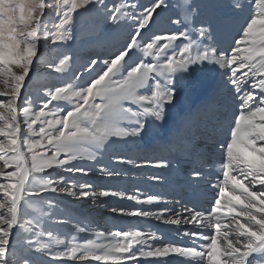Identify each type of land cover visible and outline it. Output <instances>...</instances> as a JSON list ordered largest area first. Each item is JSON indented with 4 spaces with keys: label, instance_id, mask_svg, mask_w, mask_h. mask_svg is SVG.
<instances>
[{
    "label": "snow or ice",
    "instance_id": "snow-or-ice-1",
    "mask_svg": "<svg viewBox=\"0 0 264 264\" xmlns=\"http://www.w3.org/2000/svg\"><path fill=\"white\" fill-rule=\"evenodd\" d=\"M90 3L91 0H53L52 3L47 0H0V81L5 86V90H0V97H6L0 100V137L3 138L0 141V194L4 199L0 202V264H13L9 258L10 238L15 228L23 227L21 214L31 205L26 197L49 191H66L55 186L50 173L46 180L38 174L69 165L67 170L70 172H84L74 162L93 158L83 154L85 146L99 148L111 137L141 134L146 124L137 121V127L129 130L121 127V121L141 114L161 119L163 106L171 104L176 95V75L205 62L218 64L224 69L223 74L229 77L226 83L233 86L231 90L241 100L240 111L234 116V127L230 129V140L220 145L225 154L223 179L211 213L205 217L195 209H186L191 213L185 218L186 223L203 227V221L207 219L208 226L214 229L211 237L202 231L185 233L194 238L210 239V243L200 246L206 250L175 245L153 249L145 245L143 232L128 230L114 233V239L107 243L85 241L56 252H52L49 244L37 242L35 252L48 250V254L56 259L94 260L102 264H124L125 261L139 264L138 257H168L170 254L187 258L195 264H264V0H248L250 13L241 28L240 37L235 40L230 53L221 55H216L215 50H212L213 55H209L195 42L179 51L173 49L167 55L172 48L171 42L187 38L186 32L153 34L145 40V33L157 23L156 17L168 6L166 0H150L146 5H135L141 11L134 32L107 56L91 59L85 65L87 77H77L84 80L83 85L57 86L54 91H49V99L42 101L30 122L24 121L29 136L38 138L22 136L18 101L38 57L40 41L50 40L55 45L68 39L74 13ZM230 6L234 11L244 9L240 0H232ZM122 7L114 8L111 13L113 19L121 13ZM177 7L184 10L187 21L192 11L190 2L185 0ZM48 8L55 10L54 31L48 29L45 21ZM136 15L133 12V16ZM170 22L176 24L180 21ZM210 31L211 24H202L198 35L203 38ZM140 40H145L144 55L155 56V63L135 56ZM67 63L68 57L64 56L52 67L59 73ZM144 89L148 91H142ZM63 100H68L71 106H51L53 101ZM126 105H137L142 113L133 112ZM23 111L28 113V109ZM37 122L41 125L38 130L33 127ZM194 175L199 176L200 173L195 172ZM36 181H40L39 188L34 186ZM86 187L90 186L81 185L82 189ZM68 194L75 196L76 192L68 190ZM80 195L85 198L89 195L108 197L115 193L82 191ZM151 202L149 199L148 203ZM222 208L224 214L220 215ZM129 214L150 215L147 211H131ZM28 223L31 224L30 221ZM164 223L178 225L180 220H165ZM117 237H122V240L115 239ZM58 243L63 245L65 241ZM134 245L141 247L137 249ZM37 258L29 253L23 258V264H35ZM156 264H170V261H157Z\"/></svg>",
    "mask_w": 264,
    "mask_h": 264
},
{
    "label": "rangeland",
    "instance_id": "rangeland-1",
    "mask_svg": "<svg viewBox=\"0 0 264 264\" xmlns=\"http://www.w3.org/2000/svg\"><path fill=\"white\" fill-rule=\"evenodd\" d=\"M52 2L53 0L49 3ZM149 2L150 0H91L90 4L77 9L74 13V23L68 28V39L60 41L55 45H53L50 40L48 42H45L44 40L40 41L39 49H41L42 52L39 51L38 57L34 60L29 78H26V87L22 89V96L18 101L21 108L19 120L22 128V136L29 139L38 138L29 136L27 124L23 123L22 119H27L30 122L34 113L40 109L42 101L49 99L47 95L48 92L54 91L57 86L64 87L69 84L73 86L77 81L78 83L76 86L81 85L82 82L81 80H78L77 77L87 76V73L85 72V65L87 63H84V60H88L89 63L91 59L105 57L108 55V52L113 51L122 45L128 38L129 34L134 32L136 27V20L141 8H136L135 5L143 6ZM188 2H190L192 6V11L188 16L187 21H185L184 10L177 7L178 3L182 5L185 3V0H166V5L168 6L165 7L160 15L156 17L157 23L152 25L151 29L145 33V40L148 37H152L153 34L167 35L173 32L183 31L187 33V38L171 42L172 48L168 50L167 55H170L173 49L179 51L180 48L190 42H195L200 50L208 51L209 48L214 45L210 43L209 39L217 41L219 44H217V46H220L222 49L224 46L232 44L227 49L230 53L231 48L235 47V40L240 37L242 26L245 25V22L249 17L250 9L248 0H240V3L244 4L243 11H234L230 6L232 0H188ZM121 6H123L121 13H117L116 18L113 19L111 13L114 12V8ZM133 12L137 15L133 16ZM177 13H179V15H177ZM55 20V10L53 8H50L49 11L46 10L45 21L50 31L55 30ZM170 20H179L180 22L172 24ZM211 22L221 24L220 26L224 29H228L231 25L235 28L223 32L221 27H219L221 29H218L216 26H211L212 32L210 33L209 38H201L197 34L201 25L203 24L206 26ZM129 23H132L133 25L131 24L128 26ZM145 40L139 41L140 47L135 49L134 54L140 59L145 60V62L155 63L157 59L155 56H146L143 53ZM201 40L203 41L202 43H200ZM157 43L161 44L163 42ZM47 48L56 50L59 53L52 51L54 54L59 55L54 64H58L60 58H63L64 56L68 57V63L62 68V71L59 74H61L62 77H65L66 73L69 71V82L60 84L55 83L54 79H47L51 75L42 71V68L49 67L44 64L45 55L49 54L46 51ZM98 48H100L99 52L97 51ZM208 52L210 55L211 52ZM161 62L163 61L161 60ZM210 66L211 62H205L204 64L197 63L194 66H190L188 72L183 74L178 73L175 77V80L177 81L175 96H179L181 99H189L191 97V90L203 89L209 86L210 83L224 86L230 84L226 83L229 80V77L223 74L224 69H221L218 64H215L213 74H209ZM34 84H36V86H34ZM0 90H5L3 81H0ZM144 90L148 91V89ZM32 91H35V93H32ZM210 94H213L212 91ZM5 99L6 97H0V100ZM213 103L215 104L213 109L215 113L211 115V117L206 119L203 117V113L202 118L204 120H200V118L195 116L193 119H188L189 124L185 122L180 126L181 128L188 126L183 131L182 139H180L179 136L177 137L176 133L174 134V130H171L165 141H163V138L154 137L157 135L155 132L159 129L157 122L160 119L144 115H141L138 118L132 117L130 119L132 121L131 127L126 126L129 119L122 120L121 126L129 130L135 129L134 126L137 127V121H139L140 124H146L145 129L149 131L148 137L154 138H149L148 140L145 139L142 144L138 145L136 143H131L136 136L122 137L125 142H119L120 137H111L104 144V150L106 154L110 156L108 161L102 162L99 158L94 160L80 159L75 161V166L82 167L85 170L84 172L68 171L67 168L71 165L49 169L48 171L52 172L53 176L56 175L57 187L64 188L66 191L75 187L77 188V194L71 196L65 194L66 191L56 193L49 191L41 193L42 196H39L40 200H34V198L38 197L35 195L26 197L27 200L31 201V205L21 214V224L23 227H17L13 230V235L10 238L11 250L9 252V258L17 260L20 264H23V258L29 255V253H32L34 256L38 257L35 264L51 262L52 259L50 258L51 255L48 254V250H44L42 253L35 252V249L38 246L37 242L49 244L51 249H54L55 252L60 251L58 247L61 245H58V241L61 240L60 233L62 232V226L56 224L53 229L44 227L41 234H39L37 241L29 239L26 235L27 230L25 229L33 227L32 230L36 232L37 226L50 224L57 218V216L67 221L64 226L68 231L65 236L66 241L65 244H63L64 247L68 245L74 246L75 244H82L85 241L97 242L96 240H93L95 237L92 233V225L93 228H99V222H97V219L101 221L102 230L104 231L108 227L107 221L111 222L112 226H121L122 223L119 222L121 211L119 210L122 207V199L119 197L113 198L111 205L112 209H106V204H104V202L106 203V198L101 199L98 195L95 197L89 195L85 198L81 196L80 193L82 191L88 193L109 191L110 193L122 194V192H120L122 190L135 188L136 191L142 190L145 192L146 198H153L152 193L149 191L151 176L155 171H160L166 166L164 162L159 161L160 156L167 155L169 152H174L179 148L183 150L187 147L185 149V151H187L198 146L199 143L196 144L194 141L198 136L201 137V143L203 144H206V141L209 139H216L218 141L216 144L217 146L230 140V129L234 127V116L239 113V103L228 100L227 98H216ZM57 104L65 107L71 106L68 100L59 102L53 101L51 106ZM126 106L130 107L132 110L136 109L135 111L142 110L138 107L136 108L135 105ZM163 107L164 111L162 115L167 118H172L175 116L180 104L178 101H173L171 104L164 105ZM23 109H28V113L25 114ZM228 115L232 118L230 123L227 124L226 120L224 122L220 121L222 117L226 118ZM50 118L51 117H48V119ZM220 124L223 126V130L219 129ZM40 126L39 122L33 125L37 130ZM143 136L144 134H140L137 137L140 138ZM2 140L3 138L0 137V141ZM144 145L146 146L143 148ZM202 147V150L205 151L199 152L198 155L191 157L190 161L198 159L204 160V152L208 153L211 149L206 146ZM25 152L27 154L26 149ZM133 153L137 155L139 154L138 158L142 159L144 162L147 159H150L151 155H154V158L156 157V159L154 162H145L146 164L151 165L150 169L146 170L143 168L141 170H136L138 165L135 163L132 156ZM215 154L221 156L220 159L217 160L218 163L215 164L211 170H205L200 174L201 178L198 183L200 185V196L204 193V187L208 183H212L216 178L223 176L222 165L224 161L223 157L225 156L224 151L221 149L219 153ZM121 158L123 159V162L121 161ZM7 171H11V169H7ZM38 175L43 176L45 180L47 179V174L45 175L42 173ZM81 185H89L90 187L82 189ZM34 186L39 188L40 181H36ZM217 192L219 193V190ZM127 194H130V197H133L131 193ZM91 200L97 201L98 206L88 203V201ZM0 202H4L2 194H0ZM103 204L105 206H103ZM76 209L81 210V214L78 216L77 220L72 218V214ZM114 209H116V211H114ZM158 209L159 208L156 204L153 203H148L147 205H145V203L142 204V210L149 212L150 215L154 214ZM108 212L112 213L110 219L107 217ZM80 220L86 226L83 238H78L76 236L77 230L80 228ZM29 221L31 224L28 223ZM143 230L146 231L145 228ZM46 231H50L51 235H45ZM160 231L161 229L157 227L155 234L159 235L161 233ZM144 234L147 238V233L144 232ZM14 250L16 252H13ZM44 258H46V261H43ZM59 264H73V262L62 261L59 262Z\"/></svg>",
    "mask_w": 264,
    "mask_h": 264
},
{
    "label": "bare ground",
    "instance_id": "bare-ground-1",
    "mask_svg": "<svg viewBox=\"0 0 264 264\" xmlns=\"http://www.w3.org/2000/svg\"><path fill=\"white\" fill-rule=\"evenodd\" d=\"M50 1L51 0H47L48 3ZM49 9L50 8L46 10L49 11ZM131 24L129 23L128 26H130ZM210 24H212L211 26L213 27L215 26L218 27V29L222 28L220 26L221 24H218V23L215 24L213 22H211ZM231 28L234 29L235 27L231 25L230 27H228V29L222 28L221 30H223V32H227ZM211 32H212V29L210 33ZM210 33L205 37L209 38ZM116 36H119V35H116ZM209 41L210 43L214 44L208 50L211 52L210 55H213L212 50H215L216 55H221L225 52H228L227 49L232 45V44L226 45L222 49L220 46H217L218 44L217 41L213 39H209ZM39 51L42 52L41 49H39ZM46 51L49 54L45 55L44 64L49 67L42 68V71L45 72L46 74L51 75L47 79H54L55 83H60V84L69 82L70 81L69 71L68 73H66L65 77H62L61 74H59L60 72L59 73L55 72L52 67V65L55 63V61L59 57V55L54 54L52 51H54L55 53H58V52L56 50H51L48 48L46 49ZM97 51L99 52L100 48H98ZM110 52H108V54ZM213 58L215 59V57ZM84 63H88V60H84ZM214 65L215 64L211 62L209 74H213ZM86 77L87 76L85 75V78ZM81 82H82L81 85H83L84 80H81ZM77 83L78 81L73 86H76ZM34 86H36V84H34ZM231 89H233V86L231 84L224 86L220 84L210 83L209 86L203 89L191 90L190 91L191 97L189 99H181L179 96H175L173 101H178L180 104V107L177 109L175 116L172 118H169V117L167 118L162 115V118L157 122L159 129L155 132L157 133V135L154 137L163 138L162 140L165 141L167 135L170 134V131L174 130V134L176 133L177 137L179 136V138L182 139L183 131L188 126H186L185 128L184 127L181 128L180 126H182L185 122L189 124L188 119L189 120L193 119L195 116L200 118V120H204L202 118L203 113H204L203 117H205L206 119L211 117V115L215 113L213 111L214 105H215L213 102L216 100V98L218 99L227 98L228 100L238 102L240 105L241 100L238 98V94L235 91H232ZM211 91L213 93L212 95L210 94ZM32 93H35V91H32ZM135 107L137 108L138 106L135 105ZM135 110L136 109H133L132 111L142 113V110H139V111H135ZM239 111H240V108H239ZM231 119L232 118L229 117L228 115L226 116V118L222 117L220 121L224 122L226 120V123L228 124L231 122ZM25 120L26 119H22V122L24 123ZM131 124H132V121L129 119L126 126L131 127ZM121 127L124 128L123 126ZM134 127L136 128V126ZM219 129L223 130V126H221V124H220ZM141 134H144V136L138 138L137 136H139L140 134L136 135V138H134L131 143L132 144L136 143L140 145L145 141V139L148 140L149 138H152V139L154 138V137H148L149 131L146 129H144ZM194 141L196 142V144L199 143L198 145L199 147L195 146L194 148L189 149L187 151H185L187 147L183 150L179 148L178 150L174 152H169L167 155H162L159 157V161L164 162L166 166L164 169L160 171H155L151 176L152 177L151 185L149 188V191L153 195V198H151L152 200L151 203L156 204V206L159 208L154 214L149 215V216H132L129 214L131 211H143L142 204L144 203L145 205L148 204L149 199L146 198V193L143 192L142 190L136 191L135 188H128L127 190L120 191L122 192V194L117 193L115 195H110L108 197H100L101 199L106 198L105 200L106 203L104 202V204H106V207H105L106 209H112L111 205H112L113 198L119 197L120 199H122L121 209H123L124 211L121 212L119 216V222H121L122 225L119 227H117L116 225L112 226V223L107 221L108 227L104 231L102 230L101 221L97 219V222H99V228H93V225H92V233L95 237L93 240H96L97 242H100V243H107L109 240L114 239L113 234L116 232L138 229V231L147 233L148 237L147 238L144 237L145 245L152 246L153 249L156 247H163L166 245H175V246H182V247H195L198 250H206V249H202L200 246L210 243V239L205 240L203 238H194L192 235L190 234L186 235L185 233L202 231L205 236L211 237V235L214 234V229L208 226L207 219L203 221V225H204L203 227L195 223L193 224L186 223L185 218L190 217L191 215V213L186 211V209H195L196 211H199L202 214H204L205 217L211 213V208L212 206H214L215 199L218 198L217 191L219 190V186L221 185L223 176L216 178L215 180H213L212 183H208L204 187V190H205L204 193L202 194V196H200L199 194L200 185L198 183H199V179L201 178V176L200 175L195 176L194 173L199 172L201 174L205 170H211L213 166L218 163L217 160L220 159L221 157L220 155L215 154V153L220 152L221 147L216 145L218 143L216 139H212V140L209 139L208 141H206V144H203L201 143V137L198 136L197 138H195ZM119 142H125V141L123 140L122 137H120ZM160 145H164V144H160ZM145 146L146 145H144L143 148ZM202 146H206L211 149V151H209L208 153L204 152L203 154L204 160L198 159V160L190 161L191 157L198 155L199 152L205 151V150H202L203 149ZM82 152L86 156L91 155L93 157L92 160L99 158L100 161L106 162L110 159V156H108L104 150V145L99 148L85 146V148L82 149ZM132 156L135 160V163L138 165L136 170H141L143 168L146 170L150 169L151 165L146 164L145 162H154L156 159V157L154 158V155H151L150 159H147L144 162L142 159L138 158L139 154L137 155L133 153ZM223 160H224V157H223ZM121 161L123 162L122 158H121ZM48 173H51L52 180L56 182V186H57L56 175L53 176L52 172H49L48 170H47V173H44V174L46 175ZM71 191H74L77 194V188L72 187ZM127 193H131L133 195V199H127L130 197V194H127ZM65 194H68V191H66ZM40 195L42 196V194ZM39 196L34 198V200H40ZM225 199H227V197H225ZM88 203L94 206H98V203L95 200L88 201ZM104 204L103 206H105ZM80 214H81V210L76 209L75 212H73L72 214V218L77 220ZM223 214H224V211L222 208V212L220 213V215H223ZM111 216H112V213L108 212V216H107L108 219H110ZM157 217H159L160 219H157ZM165 220H169V221L170 220H180V224L178 225L171 224V223L166 224L164 223ZM66 222L67 221H65V219H61L59 216H57V218L54 221H52L50 224L37 226L36 232L32 230L33 227L30 228L31 230L30 231L27 230L26 235L28 236L29 239H34L35 241H37L38 240L37 238L39 234H41V232L43 231L44 227L53 229L55 228L57 224V225L62 226V229H61L62 232L60 233L61 240L66 241L65 236L68 233L67 229L64 228ZM80 223H81L80 228H78L76 236L78 238H83L86 226L83 222H81V220H80ZM157 227L161 229L160 231L161 233L159 235L155 234V230L157 229ZM81 228L84 230L80 231L79 229ZM144 228L146 229V231L143 230ZM222 231L226 232L228 230L223 229ZM49 233L50 231H46L45 235ZM115 239L122 240V237H117ZM58 245H61V244L58 243ZM71 246L72 245H68L64 247L63 245H61L60 247H58V249L65 250L66 248L71 247ZM147 246L144 247L145 251L148 250ZM134 247L139 249L141 245H134ZM51 250L52 252H55L54 249H51ZM13 252H16V251L14 250ZM80 254L82 253H78V255ZM50 258L52 259L51 262H48V263L44 262V263L45 264H59V262H62V261H69V262H73V264H102V262L94 261V260L81 261L79 259L68 260L67 258L56 259V258H53V256H51ZM138 259H139V264H156L157 261H163V260L170 261V264H182V262L183 264H195V262H190L187 258L179 257L175 254H170L168 257H138ZM43 261H46V258H44ZM13 264H17V260H13ZM124 264H136V262L135 261H125Z\"/></svg>",
    "mask_w": 264,
    "mask_h": 264
}]
</instances>
